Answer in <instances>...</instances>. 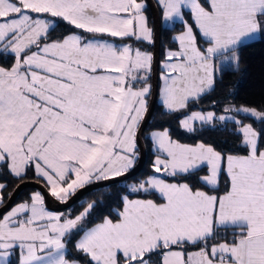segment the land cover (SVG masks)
I'll use <instances>...</instances> for the list:
<instances>
[{"label": "snow or ice", "instance_id": "snow-or-ice-1", "mask_svg": "<svg viewBox=\"0 0 264 264\" xmlns=\"http://www.w3.org/2000/svg\"><path fill=\"white\" fill-rule=\"evenodd\" d=\"M156 2L157 33L183 26L161 75L170 113L214 91L220 74L238 66L240 50L264 39V0ZM150 7L146 0H0V175L22 182L34 170L63 203L86 184L134 168L152 91L153 55L140 47L155 43ZM61 21L68 34L52 39ZM249 118L264 125V111L234 104L221 115L178 117L188 132L197 121L231 122L237 154L182 144L167 129L152 133L162 154L153 170L162 175L127 188L158 199L124 195L115 217L96 222L97 202L76 215L55 213L32 193L0 213V264H264V126ZM193 177L200 187L187 182ZM6 191L0 183V206Z\"/></svg>", "mask_w": 264, "mask_h": 264}, {"label": "trees", "instance_id": "trees-1", "mask_svg": "<svg viewBox=\"0 0 264 264\" xmlns=\"http://www.w3.org/2000/svg\"><path fill=\"white\" fill-rule=\"evenodd\" d=\"M158 9L160 11L159 6ZM147 15L149 18V26L153 29V18L150 8L147 12ZM69 27L71 26H67L65 22L61 21L60 26L57 27L54 33H52V39H57L62 35H67V29ZM182 27L183 26L180 23H176L174 27L163 28L161 59L163 57L164 50L176 49L177 45L174 43L173 37L179 34V32L182 30ZM149 48L153 53L154 43L151 44ZM220 77L223 82L221 83L220 80H217V83L214 86V91L206 93L200 98L199 101L190 103L189 108L183 110L182 112L170 113L158 101L153 116L149 119L148 126L143 136V141L147 150V158L141 172L135 177L124 182L112 183L108 186L92 190L79 202L65 210V212H69L68 215H76L83 211L89 202H97V207L93 215L96 219V222H100L102 216H108L109 214H111L112 217L116 216V212L121 208L120 197L124 195H128L131 199H158V194L152 196L149 194L129 193L127 188L130 182L137 184L146 180L149 176L155 174L153 170L155 153L153 152L152 142L150 138L147 137L148 132L155 130L163 131L164 129H167L174 140L183 144L197 145L199 143H204L205 145H210L215 150L222 153H240L242 145L237 133L234 130V125L231 122L227 123L226 125L225 123H215L214 125H198L195 128V131L188 132L181 128L178 117L183 118L184 115L190 114L191 111H215L216 113L221 114L223 113V109L230 104H234L237 107L246 106L249 108H255L258 111H264V39H257L256 41L250 42L248 46L243 47L239 52L238 66L232 67L229 71L221 73ZM150 83L152 84V76ZM150 98L151 93L148 97V105ZM238 118L242 119L243 117L238 116ZM244 122L252 123L257 129H260L262 126H264L261 125L260 121H255L253 118L245 119ZM138 154L139 155L135 166L140 160L139 147ZM205 174H207L206 170L200 173V175ZM27 175L28 178L22 182H18L12 176L7 175L6 171L3 175H0V181L7 183V191L4 193L5 203L21 183L26 181H38L34 170H30ZM165 178L170 182H175V180L178 179L173 177ZM187 182L193 186L200 187L198 177H193ZM223 187L224 185L222 183L220 185L221 190H223ZM33 190L38 191L34 188H27L22 191L17 197L13 207L18 202L20 203L28 200L31 195L30 193ZM73 255L77 258H80L81 256V254L75 252Z\"/></svg>", "mask_w": 264, "mask_h": 264}, {"label": "water", "instance_id": "water-1", "mask_svg": "<svg viewBox=\"0 0 264 264\" xmlns=\"http://www.w3.org/2000/svg\"><path fill=\"white\" fill-rule=\"evenodd\" d=\"M146 3L151 5L150 10L153 18V32H154V51H153V65H152V91H151V98L148 105V110L142 120V123L140 125V128L137 133V144L140 151V160L138 164L129 172L126 174L125 177H118L116 180H110V181H99L92 184H89L87 186H84L83 188L79 189L73 196L70 197V199L60 205H53L52 203V195L47 190V188L38 182L33 181H26L21 183L11 194L8 201L0 207V213H4L5 210L10 209L15 204V201L17 197L21 194L22 191H24L27 188H34L37 189L41 194L44 196V202L48 209L56 211V212H63L70 207H72L74 204L79 202L86 194L91 192L94 189L108 186L112 183L117 182H124L126 180H129L136 175H138L141 170L143 169L146 158H147V150L145 143L143 141V136L146 131V128L148 126L149 119L153 116V113L155 111L157 102H158V95H159V74H160V62H161V43H162V30L157 33V25L156 21L160 14V11L158 9L157 3L155 0H146Z\"/></svg>", "mask_w": 264, "mask_h": 264}, {"label": "rangeland", "instance_id": "rangeland-1", "mask_svg": "<svg viewBox=\"0 0 264 264\" xmlns=\"http://www.w3.org/2000/svg\"><path fill=\"white\" fill-rule=\"evenodd\" d=\"M178 35V34H177ZM115 41V40H114ZM122 42L123 43H132L130 40H126V41H121L120 43H118V42H116V43H118V44H122ZM201 43H202V41H201ZM166 50H168V49H166ZM166 50H164V52H163V57H162V59H161V62H160V74H159V91H160V97H161V92H162V87H163V81H162V79H161V75H162V73H163V62H164V60H165V53H166ZM173 50V49H172ZM152 53V52H151ZM153 55V54H152ZM218 67H219V63H218ZM225 67H228L227 65H225ZM152 85V84H151ZM138 86H141V85H138ZM244 107H246V106H244ZM202 112V111H201ZM146 114V113H145ZM145 114H144V116H145ZM217 115H221V114H223V113H221V114H219V113H216ZM144 118V117H143ZM238 118V117H237ZM239 119V118H238ZM215 123H223V122H214V124ZM213 124V125H214ZM198 125H201L198 121L197 122H195V125H194V127L196 128ZM182 128V127H181ZM185 130V129H184ZM159 131H161V130H155V131H151V132H148L147 133V137L148 138H150V136H151V134L152 133H154V132H159ZM138 133V132H137ZM183 144V143H182ZM152 145H153V152L155 153V156H154V161H155V159H156V157L157 156H162V154L161 153H159L158 151H156V149H155V145L152 143ZM187 145H189V144H187ZM192 146H195V145H192ZM137 153H138V144H137ZM139 155V154H138ZM155 175H162V174H157V173H155ZM206 175V174H205ZM37 180L38 181H33V182H38V183H41L42 185H44L46 188H47V186H46V184L41 180V179H39V178H37ZM97 182H99V181H97ZM170 182V181H169ZM133 184H135L134 182H130L129 183V186H131V185H133ZM47 190H48V188H47ZM79 190V189H78ZM77 190V191H78ZM76 191V192H77ZM34 192H37L36 190H33L30 194H32V193H34ZM158 194V193H157ZM159 195V194H158ZM73 196V195H72ZM71 197V196H70ZM70 197H69V199H70ZM68 199V200H69ZM67 200V201H68ZM24 202V201H23ZM20 203H22V202H20ZM52 203H53V205H60V204H63V203H65V202H60L59 200H57V198L56 197H53L52 196ZM17 204H19V202L17 203ZM16 204V205H17ZM44 206H45V208L46 209H48L47 207H46V205H45V202H44ZM49 211H52V212H55V213H60V214H64V215H68V213L69 212H65V211H63V212H56V211H53V210H50V209H48Z\"/></svg>", "mask_w": 264, "mask_h": 264}, {"label": "crops", "instance_id": "crops-1", "mask_svg": "<svg viewBox=\"0 0 264 264\" xmlns=\"http://www.w3.org/2000/svg\"><path fill=\"white\" fill-rule=\"evenodd\" d=\"M156 1V0H155ZM157 3V2H156ZM160 8V7H159ZM160 12H161V9H160ZM176 23H179V22H176ZM154 33V32H153ZM110 39H113V40H115V42H118V43H120L121 41H126V40H130L132 43H133V41L130 39V38H126L125 40H120L119 38H110ZM123 43V42H122ZM134 46H136L135 44H134ZM149 44H147V43H145V44H143V45H140V47L142 48V50H144V51H148V52H150L151 53V51H150V48H149ZM151 54H153V53H151ZM152 65H153V63H152ZM151 76H152V73H151ZM151 76H150V81H151ZM152 86V85H151ZM158 101H159V103L160 104H162V102H161V97H160V91H159V95H158ZM147 108H148V103H147ZM0 183H3V182H1L0 181ZM87 185V184H86Z\"/></svg>", "mask_w": 264, "mask_h": 264}]
</instances>
